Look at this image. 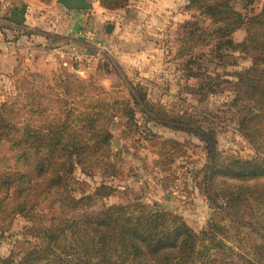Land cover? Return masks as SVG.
<instances>
[{"label":"trees","instance_id":"16d2710c","mask_svg":"<svg viewBox=\"0 0 264 264\" xmlns=\"http://www.w3.org/2000/svg\"><path fill=\"white\" fill-rule=\"evenodd\" d=\"M128 1L98 0L107 10ZM258 1L191 0L198 16L179 36L177 55L188 57V69L197 66L203 93L233 94L224 120L254 155L224 154L217 132L190 118H151L164 125L181 119L179 129L203 142L202 187L214 210L207 227L196 232L182 216L141 201L108 205L114 187L92 193L77 176L117 177L112 126L120 113L130 131L139 127V113L150 118L142 90L108 92L73 74L48 80L33 73L0 106V234L22 217L30 238L0 264H264V6L255 11ZM240 30L246 37L237 43ZM229 68L234 80H222L227 74L218 71Z\"/></svg>","mask_w":264,"mask_h":264},{"label":"rangeland","instance_id":"374dc122","mask_svg":"<svg viewBox=\"0 0 264 264\" xmlns=\"http://www.w3.org/2000/svg\"><path fill=\"white\" fill-rule=\"evenodd\" d=\"M190 1L129 0L126 7L116 10L104 9L97 1L92 3V10L79 11L86 15L81 23L57 20L56 15L65 11L61 4L50 11L58 32H64L72 24L75 34L87 30L107 50L92 74L85 79L78 77L80 80L108 92L131 87L142 90L146 102L153 108V112H148L150 118L137 115L139 127L133 131L128 130L123 114L116 118L112 126L113 150L120 152L116 178H86L80 171L77 176L87 180L92 193L101 185L114 187L116 193L106 200L108 205L141 201L182 216L191 228L200 232L214 213L202 187L208 164L205 146L197 137L179 129L183 120L174 122L175 125H164L152 122L153 114L190 118L195 125L212 128L217 132L219 151L226 155L247 158L254 153L236 125L224 120L227 101L233 94L229 90L203 93L201 77L196 75L201 74L197 66L191 65L188 69L185 66L188 57L177 56L179 36L183 35L187 23L195 22L193 17L198 16V10L191 7ZM263 6L264 0H259L254 9L259 12ZM245 37L244 30L233 36L237 43ZM38 44L30 42L25 48H38ZM28 51V56L14 54L8 69L0 70V106L19 94L18 87L26 76L37 73L50 80L69 73L51 60H39L37 55H31L32 50ZM215 69L212 65L210 70ZM234 70L218 72L227 74L221 76L222 80H234L229 76ZM28 226L20 217L9 233L0 234V259L18 252L21 244L30 240L25 235Z\"/></svg>","mask_w":264,"mask_h":264},{"label":"crops","instance_id":"0c3cea01","mask_svg":"<svg viewBox=\"0 0 264 264\" xmlns=\"http://www.w3.org/2000/svg\"><path fill=\"white\" fill-rule=\"evenodd\" d=\"M56 1L47 5L39 0H14L10 25L0 27V70L8 69L7 65L11 62L10 60L14 54L28 56V49L40 55L35 56L39 60H51L57 65L52 55L39 53V50H43L47 43L71 45L72 43L77 44L80 42L78 32L74 33L72 24L64 32L56 30V25L52 23L53 14L50 11H53L54 7L58 5ZM64 10L65 13L60 12L56 15V19L61 20L63 23H81L84 21V17H86L85 14L79 11H70L66 8ZM19 27L21 29L30 28L31 31L23 33L21 30H17L20 29ZM28 40L29 43L39 42L38 48H33V46L32 48H25V44L30 46Z\"/></svg>","mask_w":264,"mask_h":264},{"label":"built area","instance_id":"2783aa9c","mask_svg":"<svg viewBox=\"0 0 264 264\" xmlns=\"http://www.w3.org/2000/svg\"><path fill=\"white\" fill-rule=\"evenodd\" d=\"M97 3L98 0H90ZM14 0H0V27H7L11 23V11L13 9ZM17 29L23 33L31 31L30 28ZM80 42L77 44H50L44 46L39 53L52 55L55 62L65 71L85 79L92 74L96 68L97 61L106 56L107 50L102 47L96 36L87 31L79 32ZM29 52V51H28ZM31 55H38L31 52Z\"/></svg>","mask_w":264,"mask_h":264},{"label":"water","instance_id":"95a60500","mask_svg":"<svg viewBox=\"0 0 264 264\" xmlns=\"http://www.w3.org/2000/svg\"><path fill=\"white\" fill-rule=\"evenodd\" d=\"M56 2L70 11H89L94 8V5L86 0H57Z\"/></svg>","mask_w":264,"mask_h":264}]
</instances>
